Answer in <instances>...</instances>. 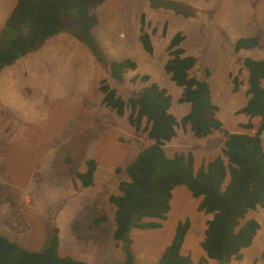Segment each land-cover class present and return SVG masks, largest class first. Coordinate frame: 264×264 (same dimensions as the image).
Wrapping results in <instances>:
<instances>
[{
	"label": "rangeland",
	"instance_id": "1",
	"mask_svg": "<svg viewBox=\"0 0 264 264\" xmlns=\"http://www.w3.org/2000/svg\"><path fill=\"white\" fill-rule=\"evenodd\" d=\"M15 4L13 0L9 14ZM8 8V1L0 0V11ZM95 13L96 51L66 31L0 70L11 71L0 81V92L8 94L10 105L0 113L4 134L3 144L0 138V234L22 248L42 250L56 227L61 256L85 264H126L125 240L113 238L115 206L109 196L117 192L118 181L127 178L124 167L152 140L144 129L135 130L129 123L128 108L118 115L103 103L101 81L125 99L147 84L131 77L149 74L150 81L171 95L170 110L179 120L190 105L179 101L182 88L164 64L169 40L180 31L185 53L197 60L191 73L208 81L222 122L221 130L202 138L189 126L178 125L175 137L165 144L168 156L192 154L197 168L221 152L226 132L254 134L260 124L259 116H248L241 109L248 99L243 61L264 60V0H105ZM143 14L152 53L144 50L139 39ZM4 28L0 19V37ZM255 36L257 45L234 49L239 39ZM125 58L134 60L138 68L127 70L119 81L110 73V62ZM247 123L251 127H245ZM34 134L39 144L33 142ZM260 136L264 148V129ZM89 159L96 161V169L93 184L85 187L77 174L85 171ZM199 201L185 185H177L159 228L130 227L127 236L134 263L157 264L178 221L188 218L181 252L194 262L264 264V207L246 215L256 219L260 228L242 249L243 257L225 262L208 258L200 245L210 214L198 210Z\"/></svg>",
	"mask_w": 264,
	"mask_h": 264
},
{
	"label": "trees",
	"instance_id": "2",
	"mask_svg": "<svg viewBox=\"0 0 264 264\" xmlns=\"http://www.w3.org/2000/svg\"><path fill=\"white\" fill-rule=\"evenodd\" d=\"M103 1L16 0L5 21L4 37H0V70L63 30L71 32L96 51L92 28L97 24V18L93 10ZM145 24L143 14L139 39L144 50L152 53ZM183 39L180 31L170 38L166 48L169 57L164 64L165 71L182 88L179 101L190 105L179 120L170 110L171 95L165 87L150 81L149 74L131 77V81L139 79L147 84L125 99L104 80L99 85L103 103L118 115H123L128 108L129 123L135 130L144 129L152 140L124 167L127 178L120 179L117 192L109 196L115 206L113 238L125 240L126 264H135L131 239L127 236L129 228H159V220L164 219L170 210L172 190L177 185H185L193 197H200L198 210L211 215L206 220L200 241L208 258L225 262L240 260L242 249L252 243L260 228L256 219H247L246 215L258 206L264 207V148L260 136L264 129V60L245 58L243 61L248 71V99L241 111L251 117H260L256 132H226L221 152L195 168L192 154L168 156L165 144L175 137L178 125L189 126L196 137L202 138L221 130L222 122L217 116L218 107L212 102L208 81L191 73L197 60L194 55L185 53L181 46ZM258 40V36L239 39L234 49L255 46ZM136 67L137 63L129 58L112 60L110 73L122 81L124 73ZM235 79L236 90L238 83ZM251 125L247 123L245 127ZM95 169L96 161L89 159L85 171L77 174L83 186L93 184ZM99 221L94 219L95 223ZM189 226L188 218L178 221L157 264H203L181 252ZM58 246L56 227L42 250L22 248L0 234V264H85L83 260L61 256Z\"/></svg>",
	"mask_w": 264,
	"mask_h": 264
},
{
	"label": "crops",
	"instance_id": "3",
	"mask_svg": "<svg viewBox=\"0 0 264 264\" xmlns=\"http://www.w3.org/2000/svg\"><path fill=\"white\" fill-rule=\"evenodd\" d=\"M6 1H8V4H9V6H10V8H8V9H5V11L3 12L2 10L0 11V19H2V21L4 20V22H5V20H6V18H7V16L9 15V10L11 9V6L13 5V0H6ZM16 1V0H15ZM101 5V4H100ZM99 5V6H100ZM98 7V6H97ZM96 7V8H97ZM95 8V9H96ZM95 9L93 10V13L95 14V16H96V13H95ZM1 30V29H0ZM63 32H66V31H61V32H59L58 34H60V33H63ZM58 34H56V35H58ZM52 37V36H51ZM51 37H49L48 39H50ZM75 37V36H74ZM96 38H99V37H97V36H95ZM48 39H46V41L48 40ZM76 39V38H75ZM101 40V39H100ZM12 64V63H11ZM136 68H138V65H137V67ZM135 68V69H136ZM134 69V70H135ZM11 71L8 69V67H6V68H4V69H2V71H1V73H0V81L1 80H3L9 73H10ZM0 103H2V104H0V113H1V111H2V109L6 106V107H9L10 105H9V101H8V94H6V93H4V92H0ZM188 110H189V107H188ZM187 110V111H188ZM187 113V112H186ZM247 115V114H246ZM25 132V131H24ZM0 138H2L3 140H2V142H1V144H3V142H4V134H3V132L0 130ZM32 140H33V142L34 141H39V138H37L36 137V134H34L33 136H32ZM40 143V141L37 143V144H39ZM211 216V215H210ZM210 218V217H209ZM163 252V251H162ZM262 253H264V252H262ZM264 255V254H263Z\"/></svg>",
	"mask_w": 264,
	"mask_h": 264
}]
</instances>
